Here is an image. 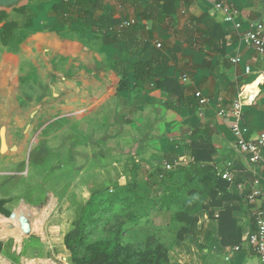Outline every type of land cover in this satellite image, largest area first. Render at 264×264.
I'll return each instance as SVG.
<instances>
[{"label":"crops","instance_id":"obj_1","mask_svg":"<svg viewBox=\"0 0 264 264\" xmlns=\"http://www.w3.org/2000/svg\"><path fill=\"white\" fill-rule=\"evenodd\" d=\"M62 1L36 0L0 8V177L29 179L30 172L22 167H28L31 153L61 135H72L73 123L111 128L107 133L93 128L86 134L96 147L108 141L104 147L116 156L114 167L123 164L122 159L134 167H173L171 159L178 157L177 165H185L190 160L185 139L200 132L217 149L213 166L222 178H230L223 179L234 195H248L260 186L262 195L256 204H235L232 217L238 221L243 242L257 229L255 212L264 211V152L260 165L251 164L236 148L235 120L219 113L230 111L245 88L253 91L260 84L254 90L258 94L254 105L244 107L242 125L249 129V137L264 133V55L243 41L255 24L264 23V0H99L104 8L97 15L111 9L113 17L122 21L120 27L134 22L123 31L115 28L113 33H124L127 39L112 44L104 43L101 32L82 29L79 10L67 15L51 10ZM219 3L239 11L240 29L225 21L216 8ZM27 6L36 14L34 19L25 14ZM36 9L40 16L46 12L49 21L36 23ZM205 17L222 28L219 37L207 35L216 32L213 25L198 24ZM196 26L200 33L194 34ZM223 33L226 36L220 37ZM130 43L133 48L126 54ZM150 46L163 51L169 68L166 80L138 84L130 73L129 87L121 90L126 63L151 61ZM235 58L241 62L233 63ZM119 61L122 64L114 66ZM196 92L207 98L204 107L198 104ZM60 121L64 124L58 128ZM100 149L90 160H98ZM38 195L28 200L6 194L0 186V264H72L65 237L89 194L80 193L75 199L63 191ZM220 212L215 210L211 219L203 211L195 240L181 242H193L188 251L193 248L195 264H261L251 250L234 252L237 246L221 237ZM176 247L183 248L178 243L166 247L170 258Z\"/></svg>","mask_w":264,"mask_h":264},{"label":"trees","instance_id":"obj_2","mask_svg":"<svg viewBox=\"0 0 264 264\" xmlns=\"http://www.w3.org/2000/svg\"><path fill=\"white\" fill-rule=\"evenodd\" d=\"M103 8L99 0H63L54 4L51 10L65 15L79 10L80 18L84 21L82 29L94 34L101 32L105 44L126 40L124 33H113L115 28L120 27L122 21L113 17L111 9H107L101 16L97 15ZM25 14L29 19H34L36 16L28 6L25 8ZM198 24L204 27L213 25L216 32H207V35H213V38L219 37L217 31H222L219 25L208 20L207 17ZM4 33L10 34L9 30H4ZM195 33H200V27L194 30ZM225 36L226 34L223 33L220 37ZM131 48L133 46L130 43L125 48L126 54ZM147 51L153 52L151 61L126 63L127 73L123 74L121 90L129 87L130 73L138 84L152 81L161 84L166 80L169 68L163 51L156 50L152 46ZM118 64L122 62H115L114 66ZM184 98V94H181L180 102H183ZM199 133L196 132L185 139L186 144L189 145L188 163L177 165L179 157L173 158L171 159L173 167L170 171H162V166L159 169L161 176L168 181L167 187L164 183L161 187L168 190L166 197L162 196L159 203L154 202L153 205L159 204L160 210L176 209L172 221L180 225L177 233L179 242H185L188 238L195 240L198 235L199 215L203 211L207 210L209 218L215 219L214 211L220 209L217 220L221 237L231 241L234 247L241 245L242 239L239 236L241 230L240 228L238 230L237 219L232 216L238 208L235 204L247 202L249 194L237 196L230 191V183L224 180L213 166L217 149ZM144 198L139 191L134 193L129 186H118L115 191L104 189L92 192L90 200L82 208L72 229L65 237V245L71 253L72 264H175L172 263L167 248L152 237L148 239L146 248L141 252L135 251L127 241L126 236L132 231L133 226L141 227L142 218L146 216L145 213L132 211L134 208H142L145 204ZM100 231L106 233V239L93 241Z\"/></svg>","mask_w":264,"mask_h":264},{"label":"rangeland","instance_id":"obj_3","mask_svg":"<svg viewBox=\"0 0 264 264\" xmlns=\"http://www.w3.org/2000/svg\"><path fill=\"white\" fill-rule=\"evenodd\" d=\"M33 1L36 0H22L21 3H33ZM49 1L51 0H46V3L48 4ZM35 12L37 13L36 23L49 21L50 18L47 17L46 12L41 16L37 9ZM60 122L55 126L60 128L61 124H64V122ZM93 128H103V133L111 130L107 125L73 123L72 135L66 138V135H61L59 139L42 144L40 148L31 153L27 161L28 167H22L25 173L30 172L29 179L28 177H10L3 180V177H0V186L5 189L6 194L17 193V197L28 200L37 194H40L39 197L42 195L45 197L47 191L55 193L63 191L65 195L70 198L74 197V199L80 193H87L89 194L87 203L94 191L104 189L115 191L118 186H129L134 193L139 191L145 197V204L142 208L132 209L134 213L146 214L142 218L141 227L133 226L132 231L126 236L133 249L137 252L143 251L150 237L168 248H173L178 243L183 248L177 249L176 247L172 250V262L175 264H195V252L190 251L193 248L190 247L188 251L193 242L183 244L176 241L177 233L180 230V225L172 221V217L177 212L176 209L160 210L159 204H156L157 208H155L156 205H153L154 202L159 203L162 196L167 195L168 189L161 187V184L168 183L164 179L165 177L159 173L161 167H134L129 161L123 159L119 161L123 164L118 163L119 167H114L111 163L116 156L108 153V148L104 147L108 141L100 142L99 144L102 146L97 145L96 147L94 140L86 134V131ZM106 136L108 137L110 134L105 135L104 138ZM99 148L101 149L96 156L98 162L94 158L90 160L93 157L91 154ZM100 154L105 155V158L101 156L103 158L101 159ZM105 159L110 161H105ZM171 169L163 167L162 171H170ZM106 236V233L100 231L95 235L93 241L104 240ZM189 239L192 240V238Z\"/></svg>","mask_w":264,"mask_h":264},{"label":"built area","instance_id":"obj_4","mask_svg":"<svg viewBox=\"0 0 264 264\" xmlns=\"http://www.w3.org/2000/svg\"><path fill=\"white\" fill-rule=\"evenodd\" d=\"M217 10L224 13L226 16L225 21L228 23H233L236 26V29L241 28V24L236 23V18L239 16V11L230 5L225 3H219L216 5ZM134 22H127L120 27V30L129 28ZM243 41L246 47L253 49L256 53L264 55V23L255 24L250 31L246 32L243 35ZM158 48H161V44L157 45ZM241 62L240 58H235L233 63L238 64ZM246 72L248 75H251V68L247 67ZM184 82H187V77H184ZM258 81L257 84H259ZM260 85V84H259ZM259 85L255 88H259ZM254 89V90H255ZM249 87L243 90L233 103V107L230 111L222 110L219 115L225 117L230 115L235 122L232 126V131L237 139L236 148L239 153L249 159L251 164L260 165L263 162V152H264V133L260 134L257 138L249 137V129L242 125V117L244 115V107L246 105H254L257 93L255 91H248ZM196 98L199 101V105L204 107L208 100L202 92H196ZM171 169V166H168ZM226 180H230L228 176L223 177ZM259 181H256V184H259ZM262 192L260 186L253 189L252 193L248 195V203L251 205L256 204L257 200L261 197ZM255 222L257 229L255 232L249 233L241 243V245L234 248V252H242L244 250H251L255 253L261 261V264H264V211L257 210L255 212ZM23 264H31L24 261Z\"/></svg>","mask_w":264,"mask_h":264},{"label":"water","instance_id":"obj_5","mask_svg":"<svg viewBox=\"0 0 264 264\" xmlns=\"http://www.w3.org/2000/svg\"><path fill=\"white\" fill-rule=\"evenodd\" d=\"M22 0H0V8H9L21 3ZM5 134V129L2 130V135ZM5 148V143H4Z\"/></svg>","mask_w":264,"mask_h":264}]
</instances>
